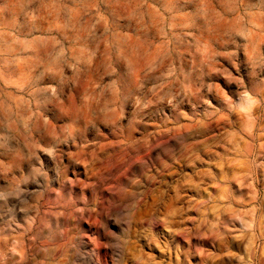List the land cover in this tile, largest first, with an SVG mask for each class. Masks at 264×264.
<instances>
[{
  "label": "clouds",
  "instance_id": "9594fccd",
  "mask_svg": "<svg viewBox=\"0 0 264 264\" xmlns=\"http://www.w3.org/2000/svg\"><path fill=\"white\" fill-rule=\"evenodd\" d=\"M0 264H264V0H0Z\"/></svg>",
  "mask_w": 264,
  "mask_h": 264
},
{
  "label": "rangeland",
  "instance_id": "374dc122",
  "mask_svg": "<svg viewBox=\"0 0 264 264\" xmlns=\"http://www.w3.org/2000/svg\"><path fill=\"white\" fill-rule=\"evenodd\" d=\"M189 172H190V170H189ZM212 190L215 191V189H212ZM185 195L190 197V196L193 195V193H192L191 191H186ZM188 215L194 217V216H196L197 214H196L195 212H190V213H188ZM186 223H187V222H186Z\"/></svg>",
  "mask_w": 264,
  "mask_h": 264
}]
</instances>
